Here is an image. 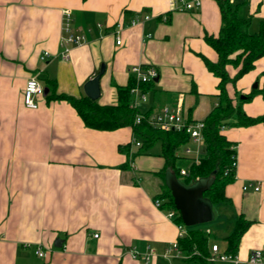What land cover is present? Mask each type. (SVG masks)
Here are the masks:
<instances>
[{
	"label": "crops",
	"instance_id": "0c3cea01",
	"mask_svg": "<svg viewBox=\"0 0 264 264\" xmlns=\"http://www.w3.org/2000/svg\"><path fill=\"white\" fill-rule=\"evenodd\" d=\"M238 2L241 15L251 18L250 32L257 31L264 20V0ZM65 10L77 26L105 25L76 46L69 60L60 57ZM146 13L150 19L126 27L117 44L114 24ZM221 26L218 0H203L193 11L173 9L170 0H0V264L186 261L162 255L177 240L178 226L154 203L164 185L161 143L138 153L131 126H86L69 100L48 98L46 80H56L58 93L86 95L84 84L104 64L98 101L116 104L114 82L127 85L132 65L154 66L159 79L140 110L168 104L189 120H204L219 99V78L204 61H216L218 55L205 35H218ZM45 51L50 56L43 60ZM228 71L234 75L237 68L229 65ZM263 73L264 57L235 85H227L229 94L246 96L255 81L261 87ZM33 76L44 86L37 108L27 107L23 98ZM243 109L251 116L263 115V95L256 92ZM224 133L236 144V175L226 187L230 201L213 205L219 209L216 228L206 229L211 245L224 250V237L237 216L252 220L237 253L247 260L253 248L264 249V123L230 126ZM129 143V150L120 148ZM215 233L223 242L214 240ZM59 238L60 247L55 245ZM39 244L45 257L35 253ZM133 247H152L157 255L144 262L133 257Z\"/></svg>",
	"mask_w": 264,
	"mask_h": 264
},
{
	"label": "trees",
	"instance_id": "16d2710c",
	"mask_svg": "<svg viewBox=\"0 0 264 264\" xmlns=\"http://www.w3.org/2000/svg\"><path fill=\"white\" fill-rule=\"evenodd\" d=\"M221 8L222 26L218 35L206 34L205 40L216 51L218 58L211 61L204 58L207 68L219 78L218 102L204 118L205 127L203 154L200 160L192 159L183 154L184 148L189 144L190 137L185 130H163L154 127L148 120L151 110L145 112V118L136 122V116L141 111L131 106L132 89L137 85L136 78L131 74L127 85H114L118 90L116 104H101L87 95L75 96L67 93H58L56 80L47 79L50 88L48 98L66 99L76 108L86 126L98 130H114L124 126H131L136 134V140L142 145L138 153L151 149L157 142L161 143V155L166 165L160 171L164 178L162 192L157 197L163 199L165 209H176L171 192L168 174L173 173L177 178L183 177L184 184L202 182L208 188L203 192L204 200L211 206L230 201L226 194V187L235 180L236 175V148L235 142L228 139L224 129L230 126H248L264 123V114L251 116L243 109L244 101L253 97L257 92L264 97V79L262 86L254 87L251 93L241 98L240 94L233 97L229 94L227 85L235 83L246 73L256 67V62L264 57V20L260 22L259 29L250 32L251 18L241 15V5L229 0H218ZM237 68L234 75H230L228 66ZM264 74V73H263ZM155 79L140 83L141 88L148 92L155 90ZM131 144L120 146L128 149ZM186 167L188 175L181 174ZM175 220L183 222L181 215ZM252 223L243 214H239L234 229L224 237L226 246L223 252L235 255L239 251L242 235ZM212 234L209 230L187 226V233L178 238L179 246L188 262L197 264H215L211 260Z\"/></svg>",
	"mask_w": 264,
	"mask_h": 264
},
{
	"label": "built area",
	"instance_id": "2783aa9c",
	"mask_svg": "<svg viewBox=\"0 0 264 264\" xmlns=\"http://www.w3.org/2000/svg\"><path fill=\"white\" fill-rule=\"evenodd\" d=\"M203 0H170V6L173 9L181 11H193L202 5ZM234 3L238 0H229ZM150 19V14L146 13L144 15H136L129 22H117L114 24V33L116 35L117 44L122 43L121 33L122 31L129 26H134L141 21H146ZM105 25L98 22L96 26H77L73 23L71 17V11H64V22L62 25V34L60 39V57L63 60H69L72 55V51L78 45L86 42L89 38V34L96 29H102ZM151 37L152 34L147 35ZM50 56L49 51L43 52L41 59H46ZM130 74H132L136 80L137 85L132 89V101L131 106L140 109L141 105L148 101V92L144 91L140 83L148 82L155 79L159 73L156 67L154 66H145L143 64H135L130 67ZM44 94L43 84L35 77H30L25 85L23 98L24 104L29 108H37L39 106L38 98ZM145 118V111H140L135 121L140 122ZM149 122L157 128L163 130H185L190 137V143L184 148L183 154L190 157L192 161H199L203 154L204 147V134L203 130L205 127L204 120H189L179 108L173 107L171 105L165 104L158 110L151 111L148 115ZM136 146L140 147L142 145L141 140H134ZM236 148V147H235ZM237 166V159L234 163ZM181 174L186 176L188 175V170L186 167L181 169ZM251 185V184H250ZM249 184L244 185V189H247ZM255 190L260 188L259 185H254ZM154 203L159 208L163 207V199L156 197ZM165 209V208H164ZM166 214L169 218L176 222L178 226V238L183 237L187 233V225L184 222H177L175 218L180 215V212L176 209H166ZM98 233H94L95 237H98ZM178 238L175 240L169 247H167L162 255L165 258L180 257L186 258L179 246ZM132 255L134 258L144 261L151 262L154 257L157 255V252L154 248L149 247L146 251H140L137 247L131 249ZM35 253L38 256L45 257L46 249L42 245H37L35 248ZM211 260H220V261H230L233 264H264V249L263 248H253L248 256L247 260H242L240 257L235 254H227L221 250L220 246L216 243L212 245V256Z\"/></svg>",
	"mask_w": 264,
	"mask_h": 264
},
{
	"label": "water",
	"instance_id": "95a60500",
	"mask_svg": "<svg viewBox=\"0 0 264 264\" xmlns=\"http://www.w3.org/2000/svg\"><path fill=\"white\" fill-rule=\"evenodd\" d=\"M104 71L105 65L103 64L100 71L84 84L85 94L94 100L99 99L101 95L100 78ZM158 79L159 76L155 78V81H158ZM254 87H258V82H255ZM45 92H47V89H45ZM244 97L245 95L241 96V98ZM168 181L175 206L180 212L185 225L194 226L210 222L213 219L212 206L202 197L203 192L208 188L207 184L198 182L194 185H186L174 178H171V180L168 178ZM62 243V240L59 238L55 245L60 247Z\"/></svg>",
	"mask_w": 264,
	"mask_h": 264
},
{
	"label": "rangeland",
	"instance_id": "374dc122",
	"mask_svg": "<svg viewBox=\"0 0 264 264\" xmlns=\"http://www.w3.org/2000/svg\"><path fill=\"white\" fill-rule=\"evenodd\" d=\"M252 29H254V27H251V29H250V31H253ZM255 82H257V81H255ZM255 82H253V84H252V88H254V84H255ZM242 95H244V94H242ZM168 178H169V180H171V178H174V179H177L178 181H180V182H182V183H184V178L183 177H179V178H177L176 176H175V174H173V173H169L168 174ZM198 182H191V184H189V185H194V184H197ZM220 206H223V205H220ZM218 210L219 209H217V207H215L214 208V206L212 207V211H213V219L210 221V222H206V223H201V224H197V225H194L195 227H200V228H204V229H206V228H208V227H210V228H212L213 227V222H214V220H215V215H216V213H218ZM213 228H216V227H213ZM213 232H215V230H213ZM215 235H216V237L214 238V240H217L219 243L220 242H223V239L220 237V235H218V234H216L215 233ZM178 263L179 264H197V263H194V262H186V261H178ZM215 264H224L222 261H220V260H215Z\"/></svg>",
	"mask_w": 264,
	"mask_h": 264
}]
</instances>
